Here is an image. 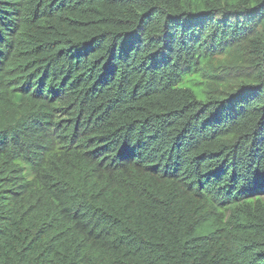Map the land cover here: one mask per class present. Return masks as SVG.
<instances>
[{
    "label": "trees",
    "instance_id": "16d2710c",
    "mask_svg": "<svg viewBox=\"0 0 264 264\" xmlns=\"http://www.w3.org/2000/svg\"><path fill=\"white\" fill-rule=\"evenodd\" d=\"M0 264H264V0H0Z\"/></svg>",
    "mask_w": 264,
    "mask_h": 264
}]
</instances>
